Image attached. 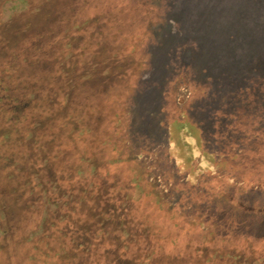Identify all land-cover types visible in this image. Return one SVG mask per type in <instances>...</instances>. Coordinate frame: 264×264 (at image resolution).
<instances>
[{
	"label": "trees",
	"instance_id": "trees-1",
	"mask_svg": "<svg viewBox=\"0 0 264 264\" xmlns=\"http://www.w3.org/2000/svg\"><path fill=\"white\" fill-rule=\"evenodd\" d=\"M128 1H119L117 5L121 7ZM146 2L141 1V34L134 38L127 53L131 60L129 77L135 79L148 69L147 61L140 56L152 37V30L164 15L160 5L153 4L147 9ZM107 3V0H95L94 4L92 0H0V211L6 213V221L5 215L3 218L0 216V262L7 264V257L17 253L9 250L13 246V249L18 247L20 257L25 259L24 264H79V260L83 261L81 264H89L84 253L91 252L97 258L102 254L109 258L103 264H199L192 259L160 254L164 243L172 242L174 238L168 233H161L159 219L152 216L154 209L176 228H184L186 222L198 226L200 222L196 219L201 215L200 221L209 233L233 239L239 236L235 229L243 221V213L264 216V206L248 205L234 197L223 186V181L215 186L208 183L212 187L206 186V194L191 193L189 189L191 194L184 201H188L190 209L182 207L183 199L169 204L163 192L145 181L152 169L144 160H138L130 143L125 144L121 139L123 131L119 124L123 114L122 103L134 85L113 88L108 109L104 112L99 106L82 110L71 102V95L80 84L102 83L107 80L106 75L112 74L113 68L105 65V56L94 57L93 61L77 59L86 52V48L80 47L76 36L69 33L80 28L75 16L78 8L83 6L94 7V11L82 21L84 24H90L91 17L97 14L110 19L116 12L109 8L112 4ZM62 8H69L67 19L70 22L65 31L59 27L54 31L53 26L59 22ZM32 34L34 39L31 41ZM50 38L58 41L53 47ZM23 40H28L33 49L42 55L35 57L37 54L32 50L28 52L27 47L18 48ZM48 43L51 46L48 47ZM76 51H80L79 56ZM43 52H46L45 55ZM46 62L50 63L47 65ZM88 64L91 66L88 67ZM188 86L194 94L197 89L190 83ZM55 95H60L61 99L54 104ZM170 104L172 109L168 113L167 124L172 140L177 141L182 133L200 149L195 125L185 113L179 115L174 112V98ZM108 122L111 124L109 127L106 125ZM234 128L246 135L249 132L254 135L252 147L234 151L232 146L225 145L216 161L206 149L201 151V156L212 167L226 171L225 178L236 176L244 191L253 187L264 188V131L254 130V125L245 121L238 122ZM194 148L196 146L189 150ZM102 163L122 164L131 173V186H123L127 193L115 196L114 204L110 202L106 209L115 216L110 221L113 225L101 219L106 211L93 217L95 220L71 213L70 206L75 198L81 202L94 188H98H93V180L83 184L79 179L98 174ZM154 164L152 167H157L158 162ZM162 170L166 177L165 169ZM217 170L213 172L218 173ZM37 190L40 192L42 216L39 225L28 230L20 218L29 213L31 204H34L33 200L30 204L26 203V194L33 196ZM132 190L139 193L137 197H140L142 206L138 210L140 202L132 205L128 202ZM61 205L70 209L60 208ZM186 215L192 219L186 220ZM92 220L99 225L96 235L102 234V231L108 234L115 227L121 228L123 237H111L113 247L99 244V249L95 234L87 224ZM63 222L66 225L60 226ZM19 227L24 228L18 232ZM52 240L56 242L55 246L49 245ZM236 248L210 246L208 249L198 248L196 252L207 262L225 264L234 261L232 252ZM219 249H226V255L219 254Z\"/></svg>",
	"mask_w": 264,
	"mask_h": 264
},
{
	"label": "rangeland",
	"instance_id": "rangeland-1",
	"mask_svg": "<svg viewBox=\"0 0 264 264\" xmlns=\"http://www.w3.org/2000/svg\"><path fill=\"white\" fill-rule=\"evenodd\" d=\"M94 1L92 0L93 4ZM107 1V5L112 4L109 8L116 12L110 19L97 14L98 16L91 17L93 19L90 24H84L82 21L94 11V7L83 6L78 8L75 16L80 28L72 29L69 33L76 36L80 47L86 48V52L77 59L93 61L94 57L105 56V65L113 68L112 74L106 75L107 80L102 83L80 84L71 95V102L82 110L99 106L100 111L104 112L108 109L113 95L110 91L113 88L134 85L121 106V139H124L125 144L130 143L138 160H144L150 165L152 172L146 175L145 181L163 192L169 204L179 203L183 199L182 207L190 209L188 201H184L189 194H206V186L212 187L223 181V186L234 197L248 205L264 206V188L253 187L244 191L243 184L236 176L225 178L226 171L217 170L201 156V151L206 149L216 161L225 145L232 146L234 151L252 147L254 135L237 131L234 126L238 122L245 121L248 125H254V130L264 131V0H145L147 9L158 4L164 15L152 30V37L140 56L147 61L148 69L137 79L129 77L131 60L127 53L134 38L141 34L143 0L132 1L133 3L127 0L122 8L117 5L122 0ZM62 9L59 22L53 26L54 31L57 27L65 31L70 22L67 19L70 16L69 8ZM98 30L100 34L97 35ZM32 39L33 34L31 41ZM50 40L52 46L48 43V47H53L58 42L57 39ZM27 41H21L18 48L27 47L28 52L32 50L37 54L35 57L42 55ZM45 46L43 47L46 48ZM79 52L76 51L77 56ZM44 53L46 52L43 55ZM137 59L139 60L138 57ZM49 63L46 62L47 65ZM89 66L91 65L88 64ZM189 83L197 89L194 94L191 93ZM173 98L176 106L174 112L179 115L185 113L195 125L201 150L194 142L183 137L182 133L177 141L172 140L167 118L172 109L170 101ZM60 99V95H55L54 104L60 102ZM106 125L109 127L111 124L108 122ZM192 146L196 148L191 151L189 148ZM155 162H158L157 167H152ZM100 166L102 169L98 174L84 180L79 179L83 184L93 180V188H98H91L93 192L81 202L75 198L70 206L71 213L93 218L106 211L101 219L113 225L110 221L115 216L106 209L110 202L114 204L115 196L127 193L125 189L131 186V173L122 164L102 163ZM162 168L165 169L166 177ZM214 169L218 173L213 172ZM129 194L128 202L131 205L140 202V197H137L139 193L132 190ZM39 195V190L33 196L26 194V203L30 204L32 200L34 202L29 213L20 218L28 230L39 225L42 216ZM137 206L136 210L142 206L141 202ZM65 207L61 205L60 208ZM242 215L243 221L235 229L239 236L233 239L231 236L222 238L218 233H209L200 221L201 215L196 219L200 222L198 226L186 222L183 224L184 228H176L169 219L163 218L154 209L152 216L159 219L161 233H168L174 238L172 242L164 243L159 252L165 257L192 259L191 261L199 264H220L218 261L207 262L204 256L199 258L200 253L196 249L236 246L235 252H232L234 261L225 264H264V216L251 212ZM0 216L6 221V213L0 211ZM185 219L191 220L192 217L186 215ZM92 221L87 224L95 234L99 225ZM65 223H60V226H65ZM19 228L18 232L24 227ZM120 229L112 227L108 234L104 231V234H95L99 249L101 246L112 248L111 237L122 238L124 235ZM54 244L56 242L53 240L49 243L50 246ZM17 249H13V246L9 248L14 254L17 253L7 257V264H24L25 259L20 257ZM225 250H220L219 254L226 255ZM84 257L89 264H103L109 259L103 254L97 258L92 252L84 253ZM78 262L81 264L83 261Z\"/></svg>",
	"mask_w": 264,
	"mask_h": 264
}]
</instances>
